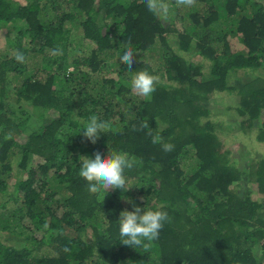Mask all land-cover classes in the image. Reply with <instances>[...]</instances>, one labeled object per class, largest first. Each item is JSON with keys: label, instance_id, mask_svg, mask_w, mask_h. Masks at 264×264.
<instances>
[{"label": "trees", "instance_id": "trees-1", "mask_svg": "<svg viewBox=\"0 0 264 264\" xmlns=\"http://www.w3.org/2000/svg\"><path fill=\"white\" fill-rule=\"evenodd\" d=\"M163 2L0 0L13 32L0 47V264H264V154L240 163L211 105L235 97L234 138L264 142V0ZM129 42L132 69L118 59ZM143 69L159 77L150 99L131 88ZM92 115L111 127L95 144L79 132ZM96 150L135 157L128 191H88L80 156ZM134 204L170 218L148 251L119 240Z\"/></svg>", "mask_w": 264, "mask_h": 264}, {"label": "clouds", "instance_id": "clouds-1", "mask_svg": "<svg viewBox=\"0 0 264 264\" xmlns=\"http://www.w3.org/2000/svg\"><path fill=\"white\" fill-rule=\"evenodd\" d=\"M149 11L156 13L166 12L167 6L163 0H144ZM177 5L192 6L195 0H176ZM166 18V17H165ZM53 56L62 55V49L55 48L51 50ZM137 53L132 49L131 42L126 45L125 50L118 57L120 64H126L128 69H132L134 58ZM15 60L24 63L26 57L23 52L17 51ZM159 77L150 73L147 69L135 73L131 79V88L136 95L145 99H150L156 91V85ZM164 127L163 125L161 128ZM141 129H149L148 135L153 144H160L164 151L173 150L171 143H164L163 137L157 132L153 134L145 121ZM109 123L101 120L96 115H92L87 122L81 121L80 133L82 137L95 144L101 133L110 132ZM81 164L79 166V175L88 182V191L97 193L100 189L106 192L109 190L120 189L128 191L132 186L127 184L126 171L132 169L136 164L135 157L130 156L126 151L108 150L106 156L96 150L92 156H80ZM143 199V198H142ZM166 211L160 209H145L139 205H133L132 210H122L119 218V240L125 246L135 249L143 248L144 251L150 250L152 242L159 238L164 223L169 221ZM68 251V249H65Z\"/></svg>", "mask_w": 264, "mask_h": 264}, {"label": "rangeland", "instance_id": "rangeland-1", "mask_svg": "<svg viewBox=\"0 0 264 264\" xmlns=\"http://www.w3.org/2000/svg\"><path fill=\"white\" fill-rule=\"evenodd\" d=\"M20 1H26V0H20ZM12 36H13V32L10 31L7 27L0 28V47H3V45H5L8 39L11 38ZM233 40L235 41L234 42L235 49H241L243 47V44L240 41H237L236 38H234ZM257 72L262 73V70H259ZM226 98L224 100V104L222 105L221 104L216 105L215 104L216 101L214 98L212 99L211 105L215 113L214 117L216 121H219L218 119H225V122L231 123L229 127L222 126L224 130H222V128L220 129L219 125H217V128L220 131L221 133L220 135L222 136V138L225 139L226 145L229 146L230 149L232 150L233 156H236L237 158L240 157V163L241 162L244 163V162H247L250 158L248 156L249 154L251 155V152L249 151L250 149L253 150L254 154H259V155L264 154V142H258L255 139L256 132L253 131L252 133L242 134V135H239V137L237 136L234 138L233 132L239 129L238 125H239L241 115L238 114L234 106L231 104L234 101H236L234 99L235 97L231 98V100H228V101H226ZM229 103L231 104L230 106H228ZM32 113H33L32 120L34 122L39 118L38 117L39 115L37 116L38 113L36 111H33ZM52 116L53 114H51L50 112H47L44 115V118L48 120ZM226 131H229V132H226ZM249 189L251 190V196L253 198L263 199V193L257 189L256 182L249 183L248 188L245 189V193L248 192ZM241 191L243 192L242 189Z\"/></svg>", "mask_w": 264, "mask_h": 264}]
</instances>
